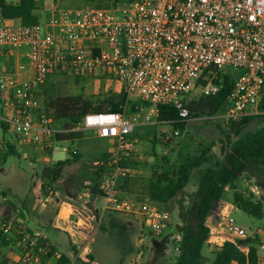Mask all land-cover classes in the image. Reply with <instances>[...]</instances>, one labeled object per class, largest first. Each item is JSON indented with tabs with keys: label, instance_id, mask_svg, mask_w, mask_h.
I'll list each match as a JSON object with an SVG mask.
<instances>
[{
	"label": "built area",
	"instance_id": "built-area-1",
	"mask_svg": "<svg viewBox=\"0 0 264 264\" xmlns=\"http://www.w3.org/2000/svg\"><path fill=\"white\" fill-rule=\"evenodd\" d=\"M71 1L33 0L37 12L46 10L49 15L34 26L0 23V47L10 53L26 48L27 60L0 77L1 120L23 144L38 148L44 160H49L58 134L94 131L98 138L113 140L112 157L106 162L107 172L99 186L103 201L99 211L141 214L148 233L158 237L171 222L169 213L149 204L142 210L140 202L117 193L118 182L135 174L132 167L122 165L131 159L134 147L130 118L125 113H89L75 127L58 128L36 90L52 77L107 76L126 94L148 103L149 116H157L159 106H170L179 120L188 121L185 103L190 96L196 91L200 96L216 94L220 89L215 83L218 75L232 73L228 108L221 116L237 121L260 114L264 0H80L84 6L69 7ZM45 3L52 7L46 9ZM19 73L30 77L19 79ZM85 196L89 197L87 190L81 197ZM0 212L6 213L0 230L16 252L3 264H37L48 254L54 258L63 255L41 230L29 227L15 208L8 206L1 192ZM68 213L65 206L57 217L61 223L72 222L70 229L63 230L77 251L70 260L74 264L82 254H92L91 233L98 221L77 209L70 220ZM226 224L232 232L245 235L232 217ZM258 250L259 264H264V226Z\"/></svg>",
	"mask_w": 264,
	"mask_h": 264
},
{
	"label": "rangeland",
	"instance_id": "rangeland-1",
	"mask_svg": "<svg viewBox=\"0 0 264 264\" xmlns=\"http://www.w3.org/2000/svg\"><path fill=\"white\" fill-rule=\"evenodd\" d=\"M69 7H82L85 2L73 0ZM52 4L45 3V8L50 9ZM40 20H46V12H36ZM43 16H42V14ZM25 52L26 48H22ZM27 62V60H26ZM14 55H10L3 48H0V77L4 73H12L22 64ZM111 88L119 90V83L111 81L107 76L100 77H52L51 82L44 87L40 86L36 90V96L44 107L50 100L62 97H76L83 102H90L93 107L100 105L104 93L100 90ZM107 96V94H104ZM128 105L124 108V113L130 118L134 127L130 134V139L134 141L132 157L127 161L128 166L132 167L136 173L128 178L130 190H120L121 198H126L138 204L142 210H146V205H152L146 199V189L151 182L154 172L166 167L168 171L175 170L187 157L198 156L204 150L207 151V163L194 169L191 173L188 185L167 204L156 206L167 211L171 222L169 226L158 236L148 233L144 226V216H126L118 213L106 212L91 240L93 251V262L86 258L84 254L79 258L82 264H173L178 255L179 241L176 239L177 226L181 225V215L195 199L198 190V182L205 168H215L222 160L221 146L224 141L223 131L226 130V122L222 116L212 118H190L185 121L182 130L174 129L169 125L157 122V116L148 115L150 105L140 100L138 97L128 95ZM198 91L190 97L197 98ZM139 105L138 112H131L130 107ZM0 116L4 117V105L0 96ZM264 118L259 117L253 121L249 128L255 129L260 126ZM2 121V120H0ZM60 121V120H55ZM174 131H178L175 135ZM85 136H95L94 132H84ZM21 145L19 146V144ZM15 145L16 152L9 156L6 161L2 156L7 152L8 146ZM77 145L83 156L79 160L67 166L61 173V177L52 183L46 178L44 169L52 168L57 161L65 160L68 154L63 148H75ZM71 144L67 141L55 143L51 158L44 160V154L40 155L30 146L23 144L11 132L4 130L0 124V192L17 211L26 224L42 231L48 229L49 220L54 217L58 204L67 202L73 204L83 215L93 214L94 208L97 210L102 206V199L93 198V204L86 206V199L82 196L85 190L87 177L84 167L91 164L99 156L100 150L114 149L113 140H93L87 139L79 144ZM20 148V149H19ZM166 158L168 162L162 160ZM264 180V178H262ZM235 189L226 186L223 189L221 202L210 215L209 224L213 230L210 234V242L204 247L201 264H210L213 251L225 241H233L239 245H245L247 238L257 234H262L264 226V187H257L254 179H249L246 175H240L235 182ZM256 188V190H255ZM254 190V191H253ZM237 192L249 198L253 203L259 204L261 213L259 217H251L239 211L233 203V194ZM45 198H50L45 202ZM86 206V208H85ZM5 212H0V224L5 219ZM232 217L237 227L245 231V235L239 236L231 231L226 221ZM39 222L42 224L36 225ZM36 225L38 227H32ZM50 238L57 244L60 250L69 254L71 249L69 238L62 233L50 232ZM216 234H220L217 236ZM141 240V242H139ZM210 246H214L212 250ZM132 250V254L129 251ZM140 252H142L140 254ZM12 246L2 248L0 245V264L8 258H13ZM140 254L137 260L136 256ZM126 255H131L133 262L128 263ZM122 257V261L119 258ZM88 261V262H87ZM90 261V262H89ZM39 264V263H37ZM46 264H51L47 261Z\"/></svg>",
	"mask_w": 264,
	"mask_h": 264
},
{
	"label": "trees",
	"instance_id": "trees-1",
	"mask_svg": "<svg viewBox=\"0 0 264 264\" xmlns=\"http://www.w3.org/2000/svg\"><path fill=\"white\" fill-rule=\"evenodd\" d=\"M0 20H19L21 25L34 26L39 23L33 0H0ZM208 69L205 75H208ZM52 78L46 81V87ZM234 75L232 73L219 74L216 84L220 86L219 91L211 96H198L186 101L185 106L190 118H212L223 115L228 108V97L233 87ZM203 81H200L202 84ZM42 85V86H43ZM106 95L102 96L100 105L93 107L90 102H83L76 97H56L44 106L47 113L54 119L65 122L69 127L78 125L83 117L89 113H124L128 105L126 93L119 89H100ZM147 105L146 102H144ZM260 114L248 115L237 121H227L226 130L223 131L224 141L221 146L222 160L215 168H205L198 182V190L195 199L189 208L181 215V225L177 226L176 232L180 234L178 255L173 264H201L202 251L207 244L210 230L206 226L207 218L212 214L215 207L222 200L223 189L230 186L235 189V182L240 175H246L254 179L257 187H264V120L255 129H250V124L257 118H264V97L259 103ZM131 112H138L139 105L130 107ZM157 122L169 125L174 129L182 130L185 121L179 120L177 112L170 106H159ZM0 124L4 130L8 129L3 121ZM81 132L69 131L56 135L57 141L74 140L80 138ZM16 147L8 146L7 152L2 160L16 152ZM207 149L198 156L185 158L175 170L168 171L166 167L154 172L151 182L146 189V199L153 205L161 206L167 204L177 194L181 193L188 185L191 173L194 169L208 162ZM72 158L57 161L52 168L43 171L47 179L54 183L61 177L65 167L71 166L80 159L76 153L70 154ZM163 161L168 162L166 158ZM107 162V161H106ZM106 162L97 166H85V175L90 182V195L100 197L99 190L102 177L107 172ZM122 165H128L123 162ZM235 207L251 217H259L261 207L253 203L249 198L235 192L233 194ZM9 207H13L8 203ZM3 222V220L1 221ZM10 240L0 230V245L9 247ZM260 236L254 234L247 238L245 245L247 251H242L240 245L233 241H225L220 248L213 251L210 264H259ZM70 264V259L63 254L54 258L48 254L41 258L39 264Z\"/></svg>",
	"mask_w": 264,
	"mask_h": 264
},
{
	"label": "crops",
	"instance_id": "crops-1",
	"mask_svg": "<svg viewBox=\"0 0 264 264\" xmlns=\"http://www.w3.org/2000/svg\"><path fill=\"white\" fill-rule=\"evenodd\" d=\"M42 12H46V10H41ZM37 12V11H36ZM40 12V11H39ZM42 14V13H41ZM46 14H48L47 12H46ZM42 16H43V14H42ZM38 17H39V22H42V21H44V20H40V16L38 15ZM0 23H3V24H6V25H12V26H17V25H21V23H20V21L19 20H0ZM1 48V47H0ZM6 51V50H5ZM7 53L8 54H10V55H14V57L16 58V59H20V60H22L23 61V63L24 62H26V58L24 57V53L25 52H23L22 51V49H18V50H14L13 52H8L7 51ZM17 66V65H16ZM15 69H16V67H15ZM14 69V70H15ZM18 77H19V79H28L30 76L28 75V74H26V73H19L18 74ZM2 119V117L0 116V120ZM56 125H57V127L58 128H64V127H67V124L65 123V122H63V121H56ZM88 132H94V131H88ZM82 133V135H81V137L80 138H77V139H74V140H64V141H67V142H70L71 144H79L80 142H82V141H86L87 139H93V140H109V139H102V138H98L97 137V135H95V136H92V137H87V136H85V134H84V132H81ZM94 134H96L95 132H94ZM58 142H61V141H57L56 140V143H58ZM15 146V145H14ZM35 150H36V152L40 155L42 152L40 151V150H38V148H36V147H34V146H32ZM63 150L64 151H66L67 152V154H68V158L67 159H69V158H72V156L70 155L71 153H76L77 155H79L80 156V159L79 160H83V156H82V154H81V152L79 151V149H78V147H77V145L75 146V148H63ZM112 152H113V149H112V147H110V149H106V150H100V154H99V156H98V158H96L91 164H89L88 163V165L87 166H89V165H91V166H97V165H99V164H103V162L105 163L106 161H108V160H110L111 159V157H112ZM51 154H52V152L49 154V159L51 158ZM8 158V157H7ZM6 158V159H7ZM6 159H5V161H6ZM78 160V161H79ZM74 164V163H73ZM135 173H136V171H135ZM129 179H126V180H121V181H119L118 182V184H117V193H118V196L119 197H121L119 194H120V190H130V187H128L129 186V184H130V181H128ZM86 185H88V186H86V188H85V190H87L88 192H89V197H87V196H85V203H86V206L87 207H90L89 205H91V204H93L92 202H91V200H94L93 199V197L90 195V189H89V186L91 185L90 184V182L88 181V179H87V181H86ZM84 190V191H85ZM83 192V191H82ZM94 198H96L95 199V201L97 200V199H99L100 197H94ZM101 199V198H100ZM50 200V199H49ZM49 200L47 201V202H49ZM46 202V201H45ZM65 206H68L69 207V213H68V218L70 219V220H74V216H73V214H74V212H75V210L77 209L73 204H71V203H67V202H62V203H60V204H58V206H57V209H56V212H55V214H54V217L52 218V219H50L49 220V227H48V229H46V230H43L42 229V232L48 237V239L55 245V247L57 248V249H59V247L57 246V244L56 243H54V241L50 238V232H52V233H55V234H57V233H62L63 235H64V237H66V238H69L68 240L70 241V244H71V249H69V250H72V251H70V253L69 254H67V253H65V252H63L62 250H60L63 254H65V255H67L68 257H69V259L70 260H73V258H74V255L77 253V251L75 250V248L72 246V243H71V239H70V236H69V234L65 231V230H63V229H70V225L72 224V222H70V223H61V222H59L58 221V217H57V214H58V211L60 210V209H62V208H64ZM86 206H85V208H86ZM76 208V209H75ZM100 209V208H99ZM99 209L97 210L96 208H94V212H93V217L94 218H96V220L98 221V226H99V224H100V222H101V220H102V218H103V215L105 214V213H103V214H101V212L99 211ZM67 218V219H68ZM210 216L207 218V220H206V226L209 228V230H210V233H209V238H208V240H207V243H209L210 242V234L213 232V230H212V228H211V226H210V224H209V220H210ZM26 222V221H25ZM68 222V221H67ZM36 225H38V224H42V223H39V222H37L36 221V223H35ZM36 225H32V227H38V226H36ZM98 226L96 227V229L94 230V232L93 233H91V240H92V236L94 237V235L97 233L96 232V230H97V228H98ZM38 228H40V227H38ZM94 234V235H93ZM217 236H220V234H216ZM139 242H141V240L139 241ZM222 244H219V246L216 248V249H218V248H220V246H221ZM2 247V246H1ZM214 246H210V249L212 250V248H213ZM2 248H5V247H2ZM242 251H247V246L246 245H240V247H239ZM13 251V255H16V252H15V250L13 249L12 250ZM132 252V250L131 251H129V253L130 254H132L131 253ZM142 252H140V254H141ZM92 254H93V251H92ZM92 254H90V255H87L86 256V258H88V259H90L92 262H93V258H92ZM140 254H138L137 256H136V259L138 260L139 258H140ZM259 255H260V253H259ZM126 259H128L129 261H128V263H130L131 261L133 262V258H132V256L130 255H126ZM123 259H122V257L121 258H119V261H122ZM88 262V261H87ZM90 262V261H89ZM83 262L79 259V258H77V260L74 262V264H82ZM93 264V263H92ZM232 264H237V263H232Z\"/></svg>",
	"mask_w": 264,
	"mask_h": 264
}]
</instances>
